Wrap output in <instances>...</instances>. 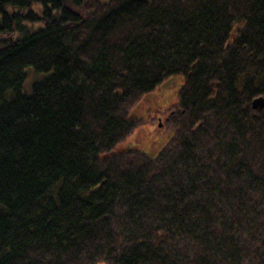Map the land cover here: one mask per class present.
<instances>
[{
  "label": "trees",
  "instance_id": "obj_1",
  "mask_svg": "<svg viewBox=\"0 0 264 264\" xmlns=\"http://www.w3.org/2000/svg\"><path fill=\"white\" fill-rule=\"evenodd\" d=\"M0 14V264H264V0ZM173 76L147 137L132 111Z\"/></svg>",
  "mask_w": 264,
  "mask_h": 264
},
{
  "label": "rangeland",
  "instance_id": "obj_2",
  "mask_svg": "<svg viewBox=\"0 0 264 264\" xmlns=\"http://www.w3.org/2000/svg\"><path fill=\"white\" fill-rule=\"evenodd\" d=\"M38 9L41 11L42 7L39 6ZM39 74L34 70L29 71L23 87L25 92L30 93L35 80L38 79V77H43V74ZM178 79V76H173L166 80L156 91L145 96L143 100L134 107L132 113H134L135 117L141 119V125L142 128L146 130V136L149 133L150 137L151 133H153L155 123L160 121L159 119L165 116V112H167L170 105L177 101V92L179 90ZM143 134L145 135V132ZM143 134L140 132L141 138ZM160 137L162 141L159 143V147L162 148L164 142L169 139V132L165 130L162 131ZM157 144L158 141L153 146L152 154L154 155L157 153Z\"/></svg>",
  "mask_w": 264,
  "mask_h": 264
},
{
  "label": "water",
  "instance_id": "obj_3",
  "mask_svg": "<svg viewBox=\"0 0 264 264\" xmlns=\"http://www.w3.org/2000/svg\"><path fill=\"white\" fill-rule=\"evenodd\" d=\"M252 107L254 109H259L264 107V97H259L253 100Z\"/></svg>",
  "mask_w": 264,
  "mask_h": 264
},
{
  "label": "flooded vegetation",
  "instance_id": "obj_4",
  "mask_svg": "<svg viewBox=\"0 0 264 264\" xmlns=\"http://www.w3.org/2000/svg\"><path fill=\"white\" fill-rule=\"evenodd\" d=\"M160 119H163V118H160Z\"/></svg>",
  "mask_w": 264,
  "mask_h": 264
}]
</instances>
